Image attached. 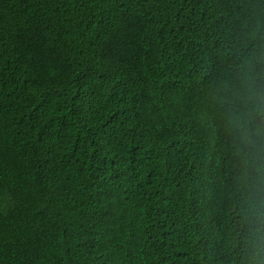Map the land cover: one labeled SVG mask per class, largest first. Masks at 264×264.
<instances>
[{
  "label": "trees",
  "instance_id": "16d2710c",
  "mask_svg": "<svg viewBox=\"0 0 264 264\" xmlns=\"http://www.w3.org/2000/svg\"><path fill=\"white\" fill-rule=\"evenodd\" d=\"M258 58L264 0H0V264H245Z\"/></svg>",
  "mask_w": 264,
  "mask_h": 264
},
{
  "label": "clouds",
  "instance_id": "9594fccd",
  "mask_svg": "<svg viewBox=\"0 0 264 264\" xmlns=\"http://www.w3.org/2000/svg\"><path fill=\"white\" fill-rule=\"evenodd\" d=\"M244 83L246 107L229 113L235 131V154L244 164L246 196L238 209L239 252L245 264H264V77L255 66Z\"/></svg>",
  "mask_w": 264,
  "mask_h": 264
}]
</instances>
